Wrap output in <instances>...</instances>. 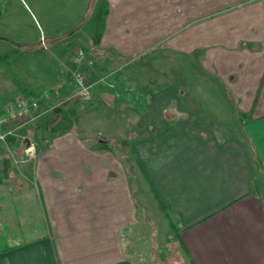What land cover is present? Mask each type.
Instances as JSON below:
<instances>
[{
	"label": "crops",
	"instance_id": "1",
	"mask_svg": "<svg viewBox=\"0 0 264 264\" xmlns=\"http://www.w3.org/2000/svg\"><path fill=\"white\" fill-rule=\"evenodd\" d=\"M94 1L67 21L41 14L37 39L0 36V110L24 97L42 112L0 145V264H135L127 171L87 132L110 119H130L129 149L185 264H264V0ZM172 61L194 67L174 83ZM76 70L91 102L70 99Z\"/></svg>",
	"mask_w": 264,
	"mask_h": 264
},
{
	"label": "rangeland",
	"instance_id": "2",
	"mask_svg": "<svg viewBox=\"0 0 264 264\" xmlns=\"http://www.w3.org/2000/svg\"><path fill=\"white\" fill-rule=\"evenodd\" d=\"M90 1L0 0V36L11 35L12 37L15 33L20 35L21 33L28 32L29 38L33 37L37 39L39 36L37 25L40 22L42 24L44 17L46 18L47 16L49 21L58 22L60 19L57 21V14L65 13L64 20L67 21L69 14H73L75 11H78L77 14L85 12L86 6L90 5ZM93 3H95L94 0ZM41 14H44L43 18ZM53 24L55 25V23ZM13 37L16 36L14 35ZM163 65L164 61L158 63V73L155 79L152 77L153 75L151 77L148 76L149 78L145 75L140 77L138 82H140L142 87L144 84H147L148 79L156 80V83H158L157 90L164 87L166 84L165 80L168 77L165 79L162 75H159V73L163 72ZM167 65L173 67L174 77L172 78V82L174 83L182 80L183 77L180 76L183 71L189 69L191 72L194 67L190 62L181 61L167 62ZM182 66L184 68H181ZM71 95L70 99L74 102H81L80 100L71 98ZM127 103L130 104L131 101L126 100L125 104L127 105ZM219 112L222 114L220 117L223 120L222 127L235 133L238 126L234 124L232 118L225 115L223 110ZM118 113L120 114V111H115L116 115ZM127 116H131V112ZM110 121L105 126L98 125L86 131L89 133V136L95 137L94 144L96 143L97 145L99 141H103L127 171L132 195L136 201L137 211L136 225L126 233L129 257L135 264H185V261L181 260L183 253L178 243L174 241L176 230L175 221L152 196L139 171L138 162H136L129 149L130 138L133 135L132 124L129 123L130 119L125 120V126L117 125Z\"/></svg>",
	"mask_w": 264,
	"mask_h": 264
},
{
	"label": "built area",
	"instance_id": "3",
	"mask_svg": "<svg viewBox=\"0 0 264 264\" xmlns=\"http://www.w3.org/2000/svg\"><path fill=\"white\" fill-rule=\"evenodd\" d=\"M73 60L78 65L85 63L87 67H92L94 64L93 60L86 58L81 48L74 50ZM72 85L71 98L85 103L92 101L93 83L86 71L76 70ZM41 114L39 99L29 100L20 97L5 105L0 110V145H6L8 138L15 136L18 129L35 122ZM24 150L27 161H33L36 158V149L32 143L27 142Z\"/></svg>",
	"mask_w": 264,
	"mask_h": 264
},
{
	"label": "trees",
	"instance_id": "4",
	"mask_svg": "<svg viewBox=\"0 0 264 264\" xmlns=\"http://www.w3.org/2000/svg\"><path fill=\"white\" fill-rule=\"evenodd\" d=\"M149 189H150V192L152 193V196L161 204V206L163 207L162 203L158 200V198L155 196V193L153 191V189L150 187L149 185ZM164 208V207H163Z\"/></svg>",
	"mask_w": 264,
	"mask_h": 264
}]
</instances>
